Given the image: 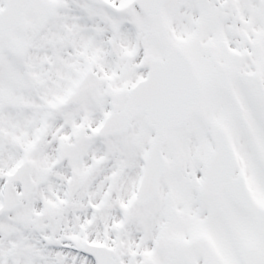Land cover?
Segmentation results:
<instances>
[{
	"label": "snow or ice",
	"instance_id": "snow-or-ice-1",
	"mask_svg": "<svg viewBox=\"0 0 264 264\" xmlns=\"http://www.w3.org/2000/svg\"><path fill=\"white\" fill-rule=\"evenodd\" d=\"M0 264H264V0H0Z\"/></svg>",
	"mask_w": 264,
	"mask_h": 264
}]
</instances>
